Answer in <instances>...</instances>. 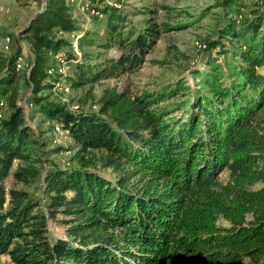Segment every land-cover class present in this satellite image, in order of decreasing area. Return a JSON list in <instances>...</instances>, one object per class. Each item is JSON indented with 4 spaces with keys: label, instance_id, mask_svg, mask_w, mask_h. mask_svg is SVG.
<instances>
[{
    "label": "trees",
    "instance_id": "1",
    "mask_svg": "<svg viewBox=\"0 0 264 264\" xmlns=\"http://www.w3.org/2000/svg\"><path fill=\"white\" fill-rule=\"evenodd\" d=\"M43 1L16 37L30 43L27 67L20 47L0 67V264H264V7L205 42L195 90L179 80L98 97L94 84L138 71L167 25L145 3L133 6L138 23L128 1L88 0L104 16L92 30L73 0ZM224 4L230 14L245 5ZM22 80L31 116L56 122L77 146L72 163L42 158L47 142L20 104ZM87 85L77 109L53 97ZM189 92V104L173 101Z\"/></svg>",
    "mask_w": 264,
    "mask_h": 264
},
{
    "label": "rangeland",
    "instance_id": "2",
    "mask_svg": "<svg viewBox=\"0 0 264 264\" xmlns=\"http://www.w3.org/2000/svg\"><path fill=\"white\" fill-rule=\"evenodd\" d=\"M106 1L117 4L118 0ZM121 1H128V4H125L126 11L128 10L126 13L129 15L134 13L132 9L135 4L141 5V3H145L156 7L157 10L153 14V18L162 24V26L167 25L168 30L162 33L161 38L148 55V61L138 71L120 78H105L97 81L94 84V93L98 97L106 88L115 87L119 91L127 90L131 94H139L147 91H159L166 85L174 87L179 80L186 81L188 86H190V90H195L198 79L195 77L193 71L205 67V64L202 63L204 59L202 52L205 47V42L219 39L222 30L230 26V24L234 23V25L236 24L241 27L244 22L261 17V14L257 13V9L258 7H264V0H243V3H245V5L243 4L244 8L242 6L230 14V9L224 4L225 0ZM43 4V0H0V67L3 61L18 47L21 48L25 57V59L23 56L19 57L18 66L21 65L22 68L24 66L25 68L27 67L26 63H29L32 57L30 43L23 37L19 39L16 37L19 35L23 26L36 13L42 10ZM72 4L74 14L81 19L84 27L92 30H102L103 26L95 24V22L97 19L101 21L104 16L96 17L93 13L97 12L89 6L88 0H73ZM130 19L139 23L143 21V16L131 15ZM7 35H11L13 40L11 36ZM65 36L72 38L69 34ZM224 42L232 51L235 49V46L234 48L231 47L228 39H224ZM75 46H77L76 41ZM117 54L118 51L115 48H111L109 52L105 53L109 57H115ZM55 63H59V61L57 60ZM259 70L261 73H264V68H260ZM20 85V104L26 107L32 125L35 128L39 127L41 139L47 142L46 146L40 149L42 158L45 161L52 160L61 165H68L77 150V146L74 145L73 140L69 136L58 128L56 122L47 120L39 122L40 118L38 116H31V114L35 115L34 113H37V110L30 106L26 100L27 84L25 80H22ZM89 87L90 85H87L84 89L77 90L73 87L65 86L63 90L67 93L62 88H57L54 90L53 97L62 103H67L69 108L77 109L78 105L76 103H78V99L85 96ZM191 96L192 94L189 92L188 94L173 98V101L177 104L181 103L186 105L189 104L187 100L192 99ZM178 114L180 115L181 111ZM257 117L264 120V108L259 111ZM59 147H62V149L57 151ZM96 168L102 174L113 179V173L111 171L105 170L102 167ZM220 179L226 183L229 179V171H222L220 173ZM8 183H12V177L8 178ZM34 189V186L30 187L31 191H34ZM50 225L54 235L61 234L64 230V227L58 225L55 221H50ZM1 260L2 262L8 261L5 257H2Z\"/></svg>",
    "mask_w": 264,
    "mask_h": 264
},
{
    "label": "water",
    "instance_id": "3",
    "mask_svg": "<svg viewBox=\"0 0 264 264\" xmlns=\"http://www.w3.org/2000/svg\"><path fill=\"white\" fill-rule=\"evenodd\" d=\"M205 47H206V43H205ZM205 47H204V48H205Z\"/></svg>",
    "mask_w": 264,
    "mask_h": 264
},
{
    "label": "bare ground",
    "instance_id": "4",
    "mask_svg": "<svg viewBox=\"0 0 264 264\" xmlns=\"http://www.w3.org/2000/svg\"><path fill=\"white\" fill-rule=\"evenodd\" d=\"M205 46V45H204Z\"/></svg>",
    "mask_w": 264,
    "mask_h": 264
}]
</instances>
